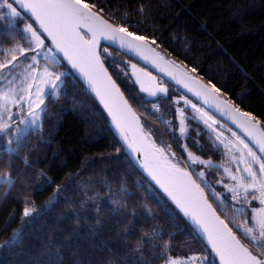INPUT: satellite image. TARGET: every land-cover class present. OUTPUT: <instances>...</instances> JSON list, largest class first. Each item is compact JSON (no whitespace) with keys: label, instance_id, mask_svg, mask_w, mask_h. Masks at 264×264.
Here are the masks:
<instances>
[{"label":"trees","instance_id":"16d2710c","mask_svg":"<svg viewBox=\"0 0 264 264\" xmlns=\"http://www.w3.org/2000/svg\"><path fill=\"white\" fill-rule=\"evenodd\" d=\"M86 2L103 7L106 18L114 13L111 22H118L125 11L131 12L136 24L130 30L154 36L159 47L154 46L166 57L188 68L197 67L204 82L211 77L223 88L224 97L264 120V0ZM141 4L148 14L146 19L137 14ZM27 22L34 23L22 13L16 31ZM12 34L0 22V47H10ZM110 52L106 66L146 129L159 145L173 150L195 177L199 171L205 172L207 183L196 177L199 184L221 217L248 243L236 225L243 224L251 210L245 203L247 211L244 209L243 214L234 211L241 202H235L218 184L227 178L222 168L198 166L195 172L168 126L148 107L157 101L165 114L175 96L186 95L166 82L168 98L145 100L126 68V60L132 59L112 48ZM58 57L59 62L51 66L64 73V86L58 98H46L40 126L25 132L18 154L9 151L16 148L17 138L7 148L4 134L0 135V176L10 173L14 181L11 188L0 186V245L22 230L25 253L21 255L19 248H0V264H24L29 255L37 264H47L49 259H57L49 253L51 242H55L54 252L62 257L63 264H132L133 259L136 264L141 260L166 264L169 257L192 256L208 257L210 264H219L192 226L140 170L111 120ZM193 128L201 130L199 137ZM187 137L185 143L193 153L212 163L222 162L224 152L213 144L206 130L194 126ZM192 138L200 143L194 144ZM213 191L219 198L212 195ZM25 207L35 209L27 218L23 217ZM133 221L135 232L121 238L119 234ZM137 248L142 252H136Z\"/></svg>","mask_w":264,"mask_h":264},{"label":"snow or ice","instance_id":"6c2138e0","mask_svg":"<svg viewBox=\"0 0 264 264\" xmlns=\"http://www.w3.org/2000/svg\"><path fill=\"white\" fill-rule=\"evenodd\" d=\"M21 10L30 13L34 23L25 24L23 29L17 32L16 29L22 15ZM102 13H104L103 7H97L95 3H89L86 0H2L0 2V22H4L7 29L13 33L9 38L10 47L0 48V55L5 57L3 61H0V81H5L7 85L5 89H0V133L10 131L12 128L10 121L15 118L12 111L13 106L19 107L23 112L26 103L29 109L28 117L31 119L21 120L20 124L35 125L39 119V113L45 111L46 98L51 96L58 98L59 91L64 86V81L61 79L64 73L51 71L47 66L38 70L40 63L38 57L43 53L45 59H48L50 53H62L71 67L81 73L89 88L108 110L127 147L133 152H143L144 160L140 163V167L181 208L185 216L190 217L192 222L198 226L211 250L219 257V264H264V207L253 208L250 217L244 221L243 225H236L237 231L248 242L242 243L236 232L229 227V223L221 219L216 209L209 203L204 189L196 182L192 173L180 167L178 163H173L168 158L164 147H157L154 142L149 144L145 140L139 118L132 111L128 101L124 99L123 93L120 92L112 76L109 75L104 61L112 56V52L109 51L111 45H115V51L122 54L134 53L147 59L144 54L153 53L162 61L165 58L159 56L156 49L151 47L152 45L159 47L154 36L130 30L136 24L131 19V12L125 11L118 22H111L115 16L114 13H109L108 18H105ZM137 14L147 18L148 14L145 13L143 4L137 9ZM102 40L108 41L109 46L102 47ZM20 41L26 42L27 46ZM46 41H50V45ZM28 53L34 54L29 56ZM20 57L30 60L31 63L25 69L26 74L21 86L16 87L14 72L19 66ZM51 58L55 61V55ZM131 67L135 69L136 65L133 64ZM172 67L175 68V73L168 72L167 74L176 83L182 84L188 92H191L198 100H202L209 108L215 107L221 115H228L231 122L244 133V137H240L236 132H232L239 145H242V148L237 150L240 152V163H243L245 167L242 175H231V179L237 183L235 187L230 188V191L234 194L232 197L234 200L239 197L241 190L245 194H248L250 188L259 191L260 204L264 205V120L257 118L250 111L241 110L230 99L221 100L220 96L226 95L223 88L218 87L211 77L204 82L201 70L197 67L188 68L185 65L184 69H181L175 64ZM141 90L146 91L143 87ZM159 91L167 95L166 88H161ZM149 94L156 96L157 92L152 91ZM179 99L184 101L185 107L190 105L194 112L200 113L203 123L212 132H216V128L208 123L212 120V116L207 111L202 110L186 97L182 96ZM179 99L175 103L178 104ZM153 109L159 112V104H153ZM176 111L180 117L179 131L182 136H186L188 128L185 125L187 119L185 108H177ZM193 119L197 117L193 116ZM162 122L166 125L170 123L163 120ZM215 123L217 122L212 120V124ZM133 124L141 133L139 140L136 137L129 139L128 130ZM193 130L196 131L197 137L201 135V130L196 128ZM26 131L27 128L17 127L15 129L17 143L15 149H9L11 153L18 154ZM192 140L194 144L200 143L196 138ZM8 143L11 144L12 140ZM252 145H255L261 155H257ZM168 147L170 149V146ZM182 148L187 152L189 167L197 163L208 168L214 167L210 159L204 160L190 151L188 144H184ZM172 156L175 157L174 152ZM256 164L259 165L258 169L254 167ZM228 171L226 168L225 172ZM237 171H240L239 167ZM196 177L201 183H207L204 179V171H199ZM222 182L218 181V183ZM5 184L9 188L14 185L10 173L0 176V186ZM225 187L228 186L225 185ZM212 195L219 198V194L214 191ZM252 198L257 197L253 195ZM246 199L247 195H245ZM34 211L33 208L25 207L23 217H29ZM234 211L243 214L242 209L237 208ZM134 232L135 221L129 222L124 233L119 235L122 238ZM22 241L23 231H16L8 241L0 245V248L7 247L13 250L19 248L21 249L20 254L25 255L22 250ZM145 244H150V241H145ZM54 247L55 242H51L48 250L51 255H56L57 259H49L47 264H63L62 257L54 252ZM164 247L167 249L168 244L166 243ZM253 249L258 250V254ZM136 252L141 253L142 249L137 248ZM188 259L198 261L197 257ZM24 264H37L36 258L29 255ZM76 264H83V262L78 261ZM132 264H136L135 259ZM140 264H147V261L141 260ZM166 264H178V262L169 257Z\"/></svg>","mask_w":264,"mask_h":264},{"label":"rangeland","instance_id":"374dc122","mask_svg":"<svg viewBox=\"0 0 264 264\" xmlns=\"http://www.w3.org/2000/svg\"><path fill=\"white\" fill-rule=\"evenodd\" d=\"M0 2H2V0H0ZM14 6H16V5H14ZM4 11H7V9H4ZM27 23H30V22H27ZM46 43L48 44L47 41H46ZM0 48H2V47H0ZM45 51H46V49H45ZM33 54L34 53H28L29 56H31ZM53 55H55V61H53L51 58ZM4 59H5V57L3 55H0V61H3ZM38 60L40 61L39 65H38V70H42L45 66H47L51 71H55V72L59 73L60 70L51 66V63H56V62H59V60H60L58 55H57V52L48 54V59H45V57L42 53L41 56L38 57ZM29 63H31L30 60H25L24 57H20L19 66L15 69V72H14V75L16 77L14 83H15L16 87L21 86V82L23 81V77L26 74L25 69ZM61 79L63 80V77ZM6 87H7L6 82L0 81V89H5ZM62 88H63V86H62ZM62 88L60 89L59 93L61 92ZM182 96L186 97L184 95L175 96L176 98H174V99L172 98L173 102L168 103L169 107L167 108L166 113L170 116V118H166V115H165L166 113L163 114V111L161 109V104L159 102H157V101L153 102L148 107L150 108V110L153 113L159 114L158 116H160V118L163 121H169L170 122L169 124H167V126L170 129V133L176 139V142L180 147H182L184 144H186L185 143L187 140L186 137H187V135H188V133L192 127H194V126L201 127L203 130H206L208 135L211 137L213 144L216 145L217 147H221V149L224 152L223 156L221 157L222 162L221 163H212V164L214 165V167L219 166L224 171V175L227 177L226 181H223L222 183H218V184L222 185L224 193L232 198L234 194L232 191H230V188L235 187L237 182L231 179V175H236V176L242 175L243 174V168L245 167V165L243 163H240V152L237 150V149L242 148V145H239L237 138L232 135V132H236V131H234L232 128H230V126L226 125V123L222 122L219 118H217L216 116L211 114L209 111H207L206 109H204L203 107L198 105L192 99L188 98L193 103L197 104V106L200 107L202 110L207 111L212 116V120H215L217 122L215 124H212V120L208 121V123L211 124L213 128H216V132H212L211 129L208 128L203 123V121L200 119V115H201L200 113L194 112V110L191 108L190 105L185 107L184 101L182 99H179ZM178 99H179V103L177 104V103H175V101ZM156 103H158L160 106L159 112H156L153 109V104H156ZM177 108H185V116L187 118L185 121V125L188 128V132L186 133V136H182L180 131H179L180 117L176 111ZM12 111L15 114V118L13 121H10V123L12 125L11 130L0 133V135L4 134V136L6 138V147L7 148H11L13 145V143L9 144L8 141L12 140V142H13V140L17 138L16 133H15V129L17 127L27 128V130H28L31 127L40 126L44 112H45L44 111V112L39 113V119L37 121V124H35V125H32V124L22 125V124H20L21 120H25V119L30 120L31 119L30 117H28L29 109L27 107V104L26 103L24 104L23 112H21L20 108L16 107V106L12 107ZM193 116L197 117V119L194 120ZM173 129H174V131H173ZM218 135H219V139H217ZM221 141H222V143H221ZM229 149H231V151H229ZM186 154H187V152H186ZM195 155H197V154H195ZM233 157H235V159H233ZM186 160H187V156H186ZM198 166H204V165L197 163V164L192 165L191 167L196 172V169ZM237 167L240 168L239 172L237 171ZM254 167L256 169H258L259 165L256 164V165H254ZM205 168H207V167H205ZM226 168L229 170L228 172H225ZM225 185H227L228 187H225ZM245 195H247L246 200H245ZM253 195H255L257 198L253 199L252 198ZM238 201H240L241 203L238 206L236 205V207H238L239 209H242V210L245 209V211H247V209L245 207H243V205H245V203L247 204L249 211L252 210L253 208L264 207V205L260 204V192L254 191L251 188L249 189L248 194H245L241 190L239 197L237 199H235V202H238ZM237 224L243 225L242 223H237ZM249 226H251V225H249ZM192 257H195V256H192ZM188 258L189 257H184V258L180 257V258H177L175 260H177V262L179 264V262H181L182 260H186ZM197 258L200 259L199 257H197Z\"/></svg>","mask_w":264,"mask_h":264},{"label":"water","instance_id":"95a60500","mask_svg":"<svg viewBox=\"0 0 264 264\" xmlns=\"http://www.w3.org/2000/svg\"><path fill=\"white\" fill-rule=\"evenodd\" d=\"M16 7H18L16 5ZM22 13H24L25 15L30 16V13L25 12L23 10H21ZM32 18V17H31ZM106 18V17H105ZM33 19V18H32ZM36 27H38V25H35ZM51 43V42H50ZM101 46H109L108 41H101ZM151 47L156 49V53L159 54V56H163L165 58L164 61L160 60L158 56H156L153 53H145L144 55L147 57V59H144L142 57L137 56L134 53H128L126 55H128L131 59L132 62L129 61V63L126 65V68L128 70L129 76L132 79L133 83L135 84L136 88L138 89V91L144 95L145 100L147 101H156L159 98H168L169 97V86L167 84H164L161 82V79H163L165 82H167L169 85L177 88L178 90H180L183 94H185L186 96H188L189 98H191L193 101H195L196 103H198L200 106H202L203 108H205L207 111H209L211 114H213L214 116H216L217 118H219L221 121H223L224 123H226L228 126H230L231 128H233L235 131H237L240 135H242L244 137V133L238 129L236 127L235 124H233L231 122V119L229 118L228 115H221L220 112L216 111L215 107L209 108L208 105L204 104L202 100H198L191 92H188L187 89H185L183 87L182 84H178L176 83L175 80H173L167 73L168 72H173L175 73V68L172 67L173 64L179 66L181 69H184V65L177 62L176 60H174L173 58H168L166 57L162 52H160L154 45H152ZM110 48L115 49V45H111L109 46V51ZM57 54L61 57V59L67 64V66L70 68V70L78 77V79L81 81V83L85 86V88L89 91V93L94 97V99L97 101V103L100 105V107L103 109V111L105 112V114L107 115V117L112 121V117L111 115H109L108 110L104 107V105L100 102L99 98L96 97L95 93L89 88L87 82L85 81V79L82 77L81 73L77 70V69H73L71 67V65L67 62V60L63 57L62 53L57 52ZM167 61V63L165 62ZM105 62V61H104ZM135 64L136 68L133 69L131 67V65ZM105 67L108 69V67L106 66L105 63ZM161 69H164L163 71ZM108 73L110 76H112L113 80L116 82L117 87L120 89V92L123 93L124 95V99H126L129 103V105L132 108V111L135 113V115L139 118L140 120V125L143 127V136L145 138V140L151 144V143H155L157 147H164L159 145L154 136L146 129L144 121L142 119V117L140 116V114L137 112V110L135 109V107L132 105V103L130 102V100L128 99V97L126 96L125 92L122 90V88L120 87V85L117 83L116 79L113 77L112 73L110 72V70L108 69ZM146 89V91H142L141 88ZM161 88H166L167 89V95H164L163 93H160V89ZM152 91H156L157 95L156 96H152L149 93ZM221 100H229L224 96H220ZM235 105V104H234ZM222 111V110H221ZM113 125L115 126V124L113 123ZM116 128V126H115ZM117 132L120 135V132L118 131V129L116 128ZM141 133L138 131V129L136 128V125L133 124L131 129L128 130V136L129 139H133V137H136L137 140H139ZM121 137V135H120ZM122 139V137H121ZM123 141V139H122ZM127 151L129 152V154L131 155V157L133 158L134 162L137 164V166L140 168V170L145 174V176L153 183V185L172 203V205L180 212V214L185 218V220L192 226V228L197 232V234L200 236V238L202 239V241L204 242V244L208 247V249L211 251V253L213 254V256L215 257V259L217 260V262L219 263V257L211 250V247L208 245L206 238L204 237V235L202 234V232L200 231V229L198 228V226L196 224H194L191 220L190 217L185 216L184 212L181 210L180 207H178L176 205V203L167 195V193H165L163 191V189H161L159 187V185H157L155 183L154 180L151 179V177L148 175V173L140 167V163L143 162L144 160V155L143 152H133L131 149H129L127 147V145L125 144V142L123 141ZM253 149L257 152L258 155H261L258 151V149H256L255 145H252ZM165 148V147H164ZM166 149V154L168 156V158L173 162V163H178V165L180 167L186 168L188 171H190L193 175V178L196 179V177L194 176L193 172L181 161V159L179 157L176 156L175 157L172 156V153L174 152L173 150H168ZM175 153V152H174ZM196 182L199 184L198 180L196 179ZM205 193V192H204ZM205 195L207 196V194L205 193ZM208 198V196H207ZM209 203L212 204V202L210 201V199L208 198ZM213 205V204H212ZM213 208L214 205H213ZM216 209V208H215ZM217 211V210H216ZM217 214H219V212L217 211ZM221 216V215H220ZM221 219H223L221 217ZM230 227V226H229ZM238 236V235H237ZM238 238H240L238 236ZM241 239V238H240ZM242 243L243 240L241 239Z\"/></svg>","mask_w":264,"mask_h":264},{"label":"built area","instance_id":"2783aa9c","mask_svg":"<svg viewBox=\"0 0 264 264\" xmlns=\"http://www.w3.org/2000/svg\"><path fill=\"white\" fill-rule=\"evenodd\" d=\"M179 264H210L208 257L200 258L198 261H191L189 259L182 260Z\"/></svg>","mask_w":264,"mask_h":264},{"label":"flooded vegetation","instance_id":"af4514ba","mask_svg":"<svg viewBox=\"0 0 264 264\" xmlns=\"http://www.w3.org/2000/svg\"><path fill=\"white\" fill-rule=\"evenodd\" d=\"M129 61L132 62V60L127 59V60H126V63L128 64ZM161 82L164 83V84L166 83V82L163 81V79H161Z\"/></svg>","mask_w":264,"mask_h":264},{"label":"bare ground","instance_id":"6f19581e","mask_svg":"<svg viewBox=\"0 0 264 264\" xmlns=\"http://www.w3.org/2000/svg\"><path fill=\"white\" fill-rule=\"evenodd\" d=\"M180 263V262H179Z\"/></svg>","mask_w":264,"mask_h":264}]
</instances>
